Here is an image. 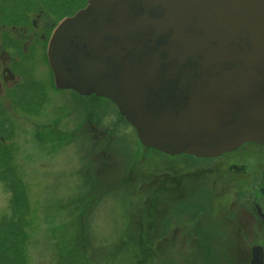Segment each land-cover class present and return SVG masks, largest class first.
<instances>
[{"label": "water", "instance_id": "obj_1", "mask_svg": "<svg viewBox=\"0 0 264 264\" xmlns=\"http://www.w3.org/2000/svg\"><path fill=\"white\" fill-rule=\"evenodd\" d=\"M47 61L57 89L111 101L147 149L264 147V0H87ZM250 264H264L261 247Z\"/></svg>", "mask_w": 264, "mask_h": 264}, {"label": "rangeland", "instance_id": "obj_2", "mask_svg": "<svg viewBox=\"0 0 264 264\" xmlns=\"http://www.w3.org/2000/svg\"><path fill=\"white\" fill-rule=\"evenodd\" d=\"M28 9L24 0H0V19L5 26H18L16 13ZM36 72L43 81L46 101L41 107L40 100L31 105V99L27 97L23 102L33 109L40 107L39 111L13 106L8 101L2 107L11 105L9 111L0 109V264H249L251 247L261 241L238 240L234 235L228 240L196 241L126 238L124 233L130 226L128 214L138 210L137 204L126 207L118 197H113L115 193L103 199L89 193L97 189L100 182L95 179L99 161L96 160L97 152L92 150L93 145L58 142L51 138L50 129H47L59 108L74 110L75 96L68 91H54L49 71L42 69L41 63L36 66ZM110 120L105 118L102 122ZM75 123L77 120H71L70 126ZM130 135L124 137L121 144L133 147L132 152L136 153L133 130ZM246 148L254 151L263 162L264 150L251 145ZM122 150L118 148L117 153ZM245 152L249 153L248 150ZM234 153L237 157L234 163L239 165L242 160L247 171L260 168L241 151ZM168 161L181 166L183 176L195 175L193 184L183 192L180 200V207L189 215L196 206L205 208L199 210L198 217L211 212L207 200L212 199V195L216 202L225 200L233 205L239 202V199L236 202V195H239L242 205L251 206L255 189L246 185L238 188L225 179L228 171L233 173L238 169L217 167L212 160L192 156H176ZM147 172L156 174L154 169ZM258 185L255 183L253 188ZM171 203H161L170 207L169 215L174 214L175 206L180 204L177 202L174 206ZM188 217L183 220L188 222ZM161 219L155 225V237L163 233V226L176 221L170 217ZM228 228L235 226L229 223ZM246 228L250 229V226ZM135 229L133 226L132 231ZM145 246L149 250L147 254Z\"/></svg>", "mask_w": 264, "mask_h": 264}, {"label": "flooded vegetation", "instance_id": "obj_3", "mask_svg": "<svg viewBox=\"0 0 264 264\" xmlns=\"http://www.w3.org/2000/svg\"><path fill=\"white\" fill-rule=\"evenodd\" d=\"M86 2L87 0H24V4L30 7V10L16 13L18 26H5L0 19V109L4 108L9 111L8 108L11 105L7 108L2 107L7 101L13 106H25L26 102H23V98L27 97L31 99V105L38 100L41 101L39 106L45 103L47 94L43 89V81L36 72V66L41 63V68L49 71L50 83L54 91H68L75 96V102L72 105L74 110L64 111L63 108H59L58 115L54 113L53 117L51 116L54 120L47 127L50 129L51 138L58 142L73 143V145H93L92 150L97 152L96 160L99 161L95 179L96 182H100H98L97 189L90 190L89 193H95L98 199L115 193L113 197H118L126 207L130 204L134 206L137 204L138 210L134 214H128L127 220L130 223L127 224L130 226L127 233H124L126 238L135 241L166 239L196 241L200 239L228 240L230 235H234V239L238 240L261 241L259 245L253 246L261 247L264 256V156H262V162L260 156L246 148L251 145L264 150L263 146L247 144L235 151H241L246 159L257 163L256 165L260 168L255 167L253 171H247L246 163L242 160L239 165L234 163L237 162L233 161L237 158L234 152L207 159L212 160L217 167L238 169L233 173L228 171L225 179L226 181L229 179L228 183L232 182L238 188H245L246 185L255 189V192H252L254 197L250 207L241 204L239 195H236V202L239 199L237 205L225 200L216 202L212 195V199L207 200L209 209H212L211 212L198 217L199 210L205 208L196 206L193 208V213L189 215L180 207L182 204L180 200H182L183 192L193 184L195 175L183 176L182 167L168 161L176 156L171 157L147 149L139 143L137 137L136 153H133V147H126V145L124 147L121 144L124 137H131L133 129L109 100L93 95L80 96L73 91L59 90L54 86L53 74L47 63V47L50 37L62 20L75 15L86 6ZM9 11L13 14L11 10ZM101 101L103 105H100ZM25 108L34 112L39 111V108L33 109L27 104ZM105 118H111V120L103 123ZM71 120H77V123L70 126ZM126 129L128 130L125 133L118 132L119 130L126 131ZM134 135L136 136L135 133ZM118 148L124 149L122 153H117ZM158 167H161L159 171ZM152 169L156 170V174L147 172ZM255 183L259 184L257 188H253ZM134 196H137L136 200ZM177 202L180 204L176 207ZM161 203L174 204L175 213L169 215L170 207L166 208ZM186 216L190 217V219L188 217V222L183 220ZM144 217L147 219L146 223ZM167 217L175 218V223L163 226V233L155 237L157 221ZM229 223L235 228L229 230ZM247 225L250 229L246 228ZM133 226H136L137 230L132 231ZM147 252L149 250L145 254ZM250 261L251 252L249 264ZM240 262L242 263V260Z\"/></svg>", "mask_w": 264, "mask_h": 264}, {"label": "trees", "instance_id": "obj_4", "mask_svg": "<svg viewBox=\"0 0 264 264\" xmlns=\"http://www.w3.org/2000/svg\"><path fill=\"white\" fill-rule=\"evenodd\" d=\"M88 211V208L87 207H85V212H87ZM144 251L146 252L147 250H146V246H145V248H144Z\"/></svg>", "mask_w": 264, "mask_h": 264}]
</instances>
